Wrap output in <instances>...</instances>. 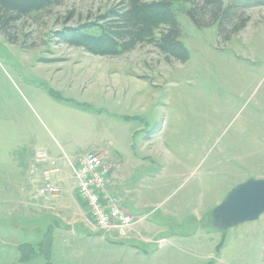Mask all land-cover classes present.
Listing matches in <instances>:
<instances>
[{
	"label": "rangeland",
	"instance_id": "obj_1",
	"mask_svg": "<svg viewBox=\"0 0 264 264\" xmlns=\"http://www.w3.org/2000/svg\"><path fill=\"white\" fill-rule=\"evenodd\" d=\"M123 1L60 0L0 33V264H44L49 239L51 264H264V214L227 230L210 217L235 185L264 178V0H224L233 5L222 32L186 15L194 7L209 21L203 0L170 2L184 62L152 42L101 55L56 35L99 36ZM118 113L129 117L134 150L145 142L136 177L146 205L131 209L143 218L131 240L81 223L63 247V228L37 205L47 164L36 155L75 162L119 140ZM36 234L39 252L22 263L18 247Z\"/></svg>",
	"mask_w": 264,
	"mask_h": 264
},
{
	"label": "trees",
	"instance_id": "obj_2",
	"mask_svg": "<svg viewBox=\"0 0 264 264\" xmlns=\"http://www.w3.org/2000/svg\"><path fill=\"white\" fill-rule=\"evenodd\" d=\"M59 1L0 0V33L6 35V28L30 13L33 8L41 9ZM172 1L160 0L148 3L143 0H124L123 6L119 10L111 13V17H114L115 20L104 24L99 36L79 33L76 29H68L56 33V35L65 43L80 46L88 52L101 55H114L120 51L132 49L137 43L152 42L167 56L184 62L188 59V50L178 39L180 27L170 7ZM237 1L239 0H232V3ZM243 1L248 2L249 0ZM203 3V5L212 7V15L208 17L209 21H204L205 16L196 11L194 7L189 8L186 15L197 27H206L216 23L219 32H222L224 24L222 18L228 17L233 4L229 3L225 6L224 0H203ZM244 24L245 20L242 21L241 26ZM160 26H163L164 29L159 33V37H155ZM227 37L225 36V38ZM41 244V241L21 243L18 247L19 253L22 254L21 262L25 263L31 260L33 255L30 256V253L34 254L35 252L34 258L39 252L38 248ZM49 247L50 241L45 244V254L49 261L44 264H51L49 253L46 252ZM42 250L41 247V254H43Z\"/></svg>",
	"mask_w": 264,
	"mask_h": 264
},
{
	"label": "crops",
	"instance_id": "obj_3",
	"mask_svg": "<svg viewBox=\"0 0 264 264\" xmlns=\"http://www.w3.org/2000/svg\"><path fill=\"white\" fill-rule=\"evenodd\" d=\"M118 114L119 115H117V117L119 118V128L116 130V134L119 135V140L114 141L108 139V143L105 145V147H96L93 150L84 152V154L94 152L101 157L103 166L106 169L107 177L105 192L109 195H114L117 198L118 206L131 214V209H137L138 211H140V209H142V206L146 205L144 201H137V196H140L139 183L141 178L136 177L137 173H139V170L142 168L141 166L146 163L143 155L141 154L145 142H143L138 150H134V146L130 145V143H132L130 139L132 130L127 127L129 121L127 119L129 117L121 115L122 113ZM147 142L149 143V141ZM117 143L123 145L122 147L124 148V150L119 148ZM130 146L131 148L127 149ZM79 157H81V155ZM46 164L47 165L43 164V168L41 169V171L51 168L49 163ZM57 165H59V171L52 174V181L58 187V193L57 195L44 196L43 198H41V201L37 202V205L41 209V211L49 213L51 214V216L56 217L51 219L50 222L59 223L58 227L63 228L60 230V232H65L63 234L62 240L64 243L63 247H69L70 239H72V237L66 236L67 232L75 235L76 229L81 223L84 226H89L90 229L93 227L95 229H98V227H96V225L93 223L90 213L87 211L83 203L80 202L75 194L76 183L73 177V173L69 169L68 163L60 160ZM38 177L40 179V175ZM125 201H127L128 206L126 205ZM52 212H55L57 214H53ZM77 212L80 215L83 212L85 216H76L78 214ZM139 213H141V211ZM42 218L40 217L41 220ZM142 218L143 217L137 218L136 221L127 228L116 230L117 238L119 240L125 241L131 240L134 233L133 226L139 223ZM42 223L46 225L45 220H42ZM111 230L112 229L106 231H108L107 233H109ZM37 235L38 234L34 236V239L37 237L36 241H41L42 237H39V235ZM36 241L33 240L28 242L33 243ZM49 241L51 246L52 242L50 239ZM146 241H150V239H147Z\"/></svg>",
	"mask_w": 264,
	"mask_h": 264
},
{
	"label": "built area",
	"instance_id": "obj_4",
	"mask_svg": "<svg viewBox=\"0 0 264 264\" xmlns=\"http://www.w3.org/2000/svg\"><path fill=\"white\" fill-rule=\"evenodd\" d=\"M37 163H49L37 183L39 196L55 195L58 187L52 181V174L59 171L57 160L49 158L43 150L36 155ZM76 183V193L88 208L93 223L101 230L124 229L131 226L136 217L118 206L117 198L105 192L106 169L101 157L94 152L86 153L75 162L67 159Z\"/></svg>",
	"mask_w": 264,
	"mask_h": 264
},
{
	"label": "water",
	"instance_id": "obj_5",
	"mask_svg": "<svg viewBox=\"0 0 264 264\" xmlns=\"http://www.w3.org/2000/svg\"><path fill=\"white\" fill-rule=\"evenodd\" d=\"M264 214V178H249L235 185L210 212L211 225L227 230L257 220Z\"/></svg>",
	"mask_w": 264,
	"mask_h": 264
}]
</instances>
